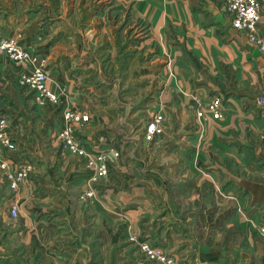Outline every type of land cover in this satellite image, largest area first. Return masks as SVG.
I'll return each mask as SVG.
<instances>
[{"label": "crops", "instance_id": "crops-1", "mask_svg": "<svg viewBox=\"0 0 264 264\" xmlns=\"http://www.w3.org/2000/svg\"><path fill=\"white\" fill-rule=\"evenodd\" d=\"M34 1L40 26L51 1ZM4 2L0 26L6 36L23 31L31 35L38 29L26 22L22 9L9 10L13 1ZM125 2L143 4L142 15H155L161 29L165 44L161 62L165 63L156 112L166 117L168 139L162 140V147L167 153L175 149L165 155V162L189 165L190 180L197 187L183 186L188 174L154 171L159 153L151 151L152 145L143 139H111L100 123L104 114L99 115V109L79 129L82 143L90 151L98 150L95 146L106 149L108 144L119 151L111 162L115 169L117 164L122 168L133 162L137 167L129 174L111 171L93 182L84 159L64 151L56 139L63 125L60 112L80 103L81 96L71 91L77 78L63 70L73 59L54 58L61 71L49 86L58 91L64 88L67 95L56 105L38 102L37 93L19 85L20 75L32 65L0 54V111L9 115L18 143L16 151L4 156L36 167L33 183L10 197L6 196L11 191L8 182L0 174L1 229L11 231L13 239L39 246L43 260L50 257L56 264L61 262L58 258L65 264H140L144 252L139 245L144 241L173 255L176 264H264V164L257 168L253 161L263 159L264 163V105L258 102L264 96V48L232 26L221 0ZM262 5L258 33L264 43V0ZM168 29L176 34L171 48ZM67 30L84 33L83 29ZM216 97L224 101L222 118L198 119L199 105ZM105 137L111 140L108 144ZM218 149L228 154H218ZM239 149V155H233ZM77 165L88 172L77 174ZM169 178L177 182L170 184ZM204 181L208 187L202 188ZM93 185L96 196L82 200L80 194ZM14 200L21 211L17 221L6 215Z\"/></svg>", "mask_w": 264, "mask_h": 264}, {"label": "rangeland", "instance_id": "rangeland-1", "mask_svg": "<svg viewBox=\"0 0 264 264\" xmlns=\"http://www.w3.org/2000/svg\"><path fill=\"white\" fill-rule=\"evenodd\" d=\"M4 1L6 2V0H0V15L5 14L6 11L3 6ZM9 1L10 3L13 1V4L9 5L10 11L22 9L23 13L27 14L26 22L31 26L38 27L31 35H26V31H23L18 32L15 37L30 48L34 45L35 54L40 59L38 63L46 71L49 82L56 80L55 76L58 70L61 71V67L55 65V57L58 60L59 58L64 60L68 55L73 59L70 62L71 66L63 70L67 75L73 76L74 79L77 78L76 83L71 85L72 93H78L81 96L80 103L78 102L76 108L79 113H87L89 116V120L78 124V128H84L92 119L91 113L99 109V115L102 111L104 114L100 123L110 134L111 139L112 137L120 139L128 137L136 142L142 139L144 125L157 111L156 100L161 91L160 70L165 63V61L161 62L162 48L164 49L165 44H162L161 29L156 24L155 15L154 18H150L148 15L144 16L142 15L144 13L143 4L134 5L132 2H125V0H49L51 1L50 6L46 12L43 11L42 24L39 26L36 13L39 10L37 2L25 0L22 3V0H18L19 2L16 1L17 5L14 0ZM139 11L141 12L138 13ZM12 20L17 22L14 17ZM171 22L169 28L172 27ZM23 27H26L25 23ZM166 27L167 24L165 29H167ZM65 28L83 29L82 32L85 34L78 33V31H65ZM70 33L72 39L69 36ZM0 34L2 36L7 34L1 26ZM167 34L172 35L168 39L171 48L176 43V34L172 33V29H168ZM37 50L40 51L41 56ZM115 130L121 133L118 134ZM110 138L105 137V143L108 144L107 141H111ZM164 138L168 139V136L163 132L150 143L151 151L159 153L158 163L153 170L162 171V173L169 172L174 175L191 173L189 165L184 166L180 162L166 164L167 154H173L172 151L175 149H171L167 153L168 150L162 147ZM179 151L181 152V149ZM225 151L226 149H218V154L221 152L227 155L228 151L226 153ZM239 152L240 149L233 155H239ZM253 159H257L256 156H253ZM253 161L257 168L264 164L263 159ZM133 163L124 164L121 166L122 168L117 164L119 166L117 169L114 168L113 163H110V172L121 171V173L129 174V171L135 170L137 167ZM168 167L172 168L174 172H170ZM75 170L77 174L88 172L85 167L81 168L78 165ZM0 174L7 180L2 172ZM171 179L169 178L170 181ZM183 179H186L183 186L189 187L188 190L197 187V182L190 180L189 174ZM175 182L173 180L169 183ZM201 187H208V182L204 181ZM94 189L96 190L95 186ZM12 195L11 190L6 196ZM104 200L107 201L106 198ZM145 244H148L156 252L160 251L167 260H172L169 264L177 263L173 255L144 241L139 245V248L144 252L140 264H166V261L158 255H156L157 257L148 255L143 249ZM58 259L61 261L58 264L66 263H64V259ZM0 264H56V260L50 259V257L46 261L43 260L39 246L31 244L26 239H13L11 231H4L0 227Z\"/></svg>", "mask_w": 264, "mask_h": 264}, {"label": "built area", "instance_id": "built-area-1", "mask_svg": "<svg viewBox=\"0 0 264 264\" xmlns=\"http://www.w3.org/2000/svg\"><path fill=\"white\" fill-rule=\"evenodd\" d=\"M222 10L231 18L232 26L248 36L250 41L258 44L262 49L264 43L259 36L258 30L262 18V0H221ZM0 54H6L10 59L19 63H29L33 68L19 77V83L25 89L37 93V101L45 104H60L61 96H67L65 89L53 90L49 86V77L46 71L39 65V58L33 49L24 46L15 36H2L0 34ZM258 102L264 105V96L258 98ZM224 102L220 97L212 98L207 102L200 104L196 109L198 119L208 116L213 119H221L223 116ZM83 113V112H82ZM61 117L63 126L56 134V139L60 142L64 151L70 154H76L84 159V166L92 172L91 180L99 182L107 177L110 172V163L114 157H119V151H116L108 144L106 149L90 151L82 143L78 136V124L87 122L89 116L87 113H79L73 105H67L63 108ZM166 117L162 112H155L151 119L146 123L142 139L145 143H151L154 138L160 136L165 130ZM18 149V143L11 132L10 117L5 112L0 111V173L2 172L10 189L18 193L22 187H29L34 181L36 167L27 160H21L18 163L11 158L5 157V152H14ZM97 191L89 188L80 196L82 200L93 198ZM6 215L17 221L21 217V211L16 201H12ZM143 249L151 257L158 255L162 260L169 264L171 261L163 257L160 251H154L148 244ZM159 258V259H160Z\"/></svg>", "mask_w": 264, "mask_h": 264}]
</instances>
